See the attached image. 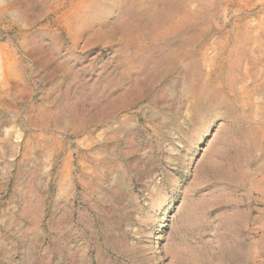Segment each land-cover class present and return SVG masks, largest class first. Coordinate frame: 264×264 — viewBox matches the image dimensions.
I'll list each match as a JSON object with an SVG mask.
<instances>
[{
  "label": "rangeland",
  "instance_id": "obj_1",
  "mask_svg": "<svg viewBox=\"0 0 264 264\" xmlns=\"http://www.w3.org/2000/svg\"><path fill=\"white\" fill-rule=\"evenodd\" d=\"M0 264H264V0H0Z\"/></svg>",
  "mask_w": 264,
  "mask_h": 264
}]
</instances>
